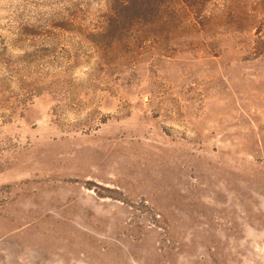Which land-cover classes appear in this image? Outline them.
Here are the masks:
<instances>
[{"label": "rangeland", "instance_id": "obj_1", "mask_svg": "<svg viewBox=\"0 0 264 264\" xmlns=\"http://www.w3.org/2000/svg\"><path fill=\"white\" fill-rule=\"evenodd\" d=\"M141 8L0 0V264H264V0Z\"/></svg>", "mask_w": 264, "mask_h": 264}, {"label": "trees", "instance_id": "obj_2", "mask_svg": "<svg viewBox=\"0 0 264 264\" xmlns=\"http://www.w3.org/2000/svg\"><path fill=\"white\" fill-rule=\"evenodd\" d=\"M166 1L168 2L170 0H110L111 4L115 8L114 14L122 21H128L131 18V16L133 15V5L134 4H137V3L141 4L142 8L140 9L138 13H135V14H138L140 17L143 18L149 14V11L143 8L145 5H149V6L158 5L159 6L161 4L167 3ZM194 1L206 3L209 0H194ZM115 30L116 32L122 31V28L116 25Z\"/></svg>", "mask_w": 264, "mask_h": 264}]
</instances>
